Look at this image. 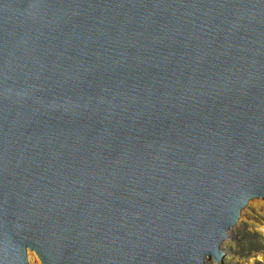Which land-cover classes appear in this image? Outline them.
Segmentation results:
<instances>
[{"label": "water", "instance_id": "95a60500", "mask_svg": "<svg viewBox=\"0 0 264 264\" xmlns=\"http://www.w3.org/2000/svg\"><path fill=\"white\" fill-rule=\"evenodd\" d=\"M264 200V0H0V264H221Z\"/></svg>", "mask_w": 264, "mask_h": 264}, {"label": "rangeland", "instance_id": "374dc122", "mask_svg": "<svg viewBox=\"0 0 264 264\" xmlns=\"http://www.w3.org/2000/svg\"><path fill=\"white\" fill-rule=\"evenodd\" d=\"M221 250L225 253L221 264H264L263 199H253L248 203ZM27 259L29 264H41L36 254L29 250ZM205 264L217 263L208 260Z\"/></svg>", "mask_w": 264, "mask_h": 264}, {"label": "bare ground", "instance_id": "6f19581e", "mask_svg": "<svg viewBox=\"0 0 264 264\" xmlns=\"http://www.w3.org/2000/svg\"><path fill=\"white\" fill-rule=\"evenodd\" d=\"M234 227H235V226H234ZM234 227H233V228H234ZM233 228H230L229 231H228V237H229V238H230V236H231V234H232ZM228 237H227V239H228ZM225 241H226V240H225ZM225 241H224V242H225ZM224 242H223V243H224ZM223 243H222V244H223ZM221 246H222V245H221ZM30 259H31V255L29 254V260H30ZM208 260H213V259H208ZM208 260H206V261H208ZM206 261H205V262H206ZM213 261H214V260H213Z\"/></svg>", "mask_w": 264, "mask_h": 264}]
</instances>
